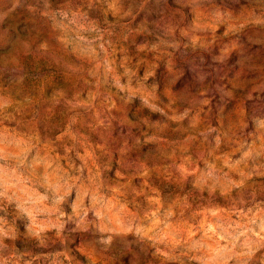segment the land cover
I'll return each mask as SVG.
<instances>
[{
	"label": "rangeland",
	"instance_id": "obj_1",
	"mask_svg": "<svg viewBox=\"0 0 264 264\" xmlns=\"http://www.w3.org/2000/svg\"><path fill=\"white\" fill-rule=\"evenodd\" d=\"M0 264H264V0H0Z\"/></svg>",
	"mask_w": 264,
	"mask_h": 264
}]
</instances>
